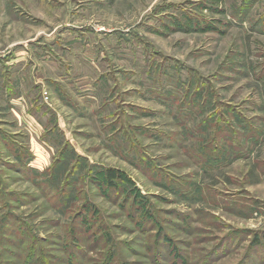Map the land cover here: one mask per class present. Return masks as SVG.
<instances>
[{
    "label": "rangeland",
    "instance_id": "obj_1",
    "mask_svg": "<svg viewBox=\"0 0 264 264\" xmlns=\"http://www.w3.org/2000/svg\"><path fill=\"white\" fill-rule=\"evenodd\" d=\"M0 262L264 264V0H0Z\"/></svg>",
    "mask_w": 264,
    "mask_h": 264
},
{
    "label": "trees",
    "instance_id": "obj_2",
    "mask_svg": "<svg viewBox=\"0 0 264 264\" xmlns=\"http://www.w3.org/2000/svg\"><path fill=\"white\" fill-rule=\"evenodd\" d=\"M65 154V153H63ZM62 154V156H64ZM63 158V157H62ZM20 159L22 160V157H20ZM58 159H56V161L53 163V165L51 167H49L48 169L45 170L44 173H36V176H41L42 177V181L43 182H46V186L45 188H49V191L51 193H55L56 191L54 190L52 192V186L54 184V180H55V177L58 176V173H59V168H60V165L62 164V162H60L59 160V164L57 166H54V164H56ZM58 168V169H57ZM50 171V172H49ZM95 173L97 174L96 176L99 175V179H98V184H99V187H104L106 190H109L111 192H114V193H117V192H125L127 197H126V200L129 201V199H131V203L136 200V196L135 195L136 193H134V195L132 194V180L126 176V174L121 171V170H118V169H115V168H111V167H106L104 169H100L99 171H95ZM42 174V175H41ZM44 190V189H43ZM42 190V191H43ZM66 192L68 191H61L60 192V197L61 199L63 200L64 196L66 195ZM43 193H45L43 191ZM67 200V198H66ZM66 200H63L66 202ZM133 200V201H132ZM135 202V201H134ZM135 204V203H134ZM93 211L95 212V208L94 206L91 207V209H83V212L84 213H81L79 216V225H77L79 228H80V231L82 232H89V234L95 232L94 229L98 226H100L101 224V220H99V222H96L94 220V214H93ZM78 218V217H77ZM16 219V218H15ZM17 222L15 221H8L7 223L9 225L12 226V228H16V230H18V232H16V234L14 233V229L11 231H6V225L8 224H5V227H4V235H15V238L16 240H13L11 241L10 243H12L15 247H18L19 251L21 252L22 250V246L26 244V242H29L28 243V256L31 258V256L33 255V250L32 249H37L36 245H35V242H39V238L38 236L33 232L32 228L29 227V226H24V225H18L19 223V219L17 218L16 220ZM96 222V223H95ZM8 225V226H9ZM108 237H109V233H105ZM101 236V235H100ZM99 237V236H97ZM28 240V241H27ZM101 244V242H100ZM103 246V244H102ZM109 247H105L106 251L108 252L109 251ZM114 260H115V255L112 257ZM103 262H108L107 259L105 258L103 260ZM1 264V262H0ZM108 264V263H107Z\"/></svg>",
    "mask_w": 264,
    "mask_h": 264
}]
</instances>
